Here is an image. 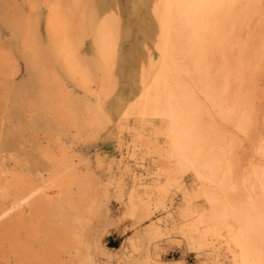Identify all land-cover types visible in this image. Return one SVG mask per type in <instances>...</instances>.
I'll return each instance as SVG.
<instances>
[{
	"label": "bare ground",
	"instance_id": "1",
	"mask_svg": "<svg viewBox=\"0 0 264 264\" xmlns=\"http://www.w3.org/2000/svg\"><path fill=\"white\" fill-rule=\"evenodd\" d=\"M165 239L264 264V0H0V264H191Z\"/></svg>",
	"mask_w": 264,
	"mask_h": 264
},
{
	"label": "rangeland",
	"instance_id": "2",
	"mask_svg": "<svg viewBox=\"0 0 264 264\" xmlns=\"http://www.w3.org/2000/svg\"><path fill=\"white\" fill-rule=\"evenodd\" d=\"M3 31H4V34L7 36L9 34V31L3 27ZM22 64H23V69H25V63L22 59ZM25 73L23 74V77L24 75H27V72L24 71ZM130 130V129H129ZM128 132V135L131 137V135L133 134L134 136H136V132H134L133 130H130ZM119 135V134H118ZM99 140V144L103 143L102 142V138H100V136L97 137ZM117 138V134H115L113 140L115 141ZM114 141L112 142V146L114 145ZM89 146L93 147L94 143L93 142H88ZM120 150V149H119ZM141 152V151H140ZM139 154H142L140 153ZM120 153V151H119ZM157 160V164L159 165L158 167L156 165H154L153 167L149 166L148 168L145 169V172L148 174V175H145V180L149 181V182H156L157 180H160V176H159V170L160 168H163L165 166V163L162 162V160L160 159V157L156 156L155 157ZM180 194V193H179ZM182 194V193H181ZM178 196V195H177ZM182 197L179 196L174 202H171L170 203V206L167 208V209H172V210H177V207L178 206H181L184 204V202L182 201L181 199ZM163 212H166V208H163L161 213ZM132 222V221H131ZM127 222L124 223V225H127L126 224ZM130 223V222H129ZM137 228H140L142 229V223H138L137 224V227L135 228V230ZM115 233L112 234V235H109V238L107 240V243L109 246H119L121 243H122V240L125 238L126 235H128L129 233H132L133 232V229H129L127 231H124V230H118V231H114ZM153 254H157L159 253V255L164 258V259H169V258H172V257H179L181 256L182 254L186 256L187 260L191 263V264H201L202 262H200L199 260L196 259V255L194 253H189V248L187 246V244L183 241H181V243H177V242H173L172 240H169V239H165V240H162V241H158L157 244L153 246ZM175 249H178V250H175ZM109 250L111 251L112 249L109 248ZM113 251V250H112Z\"/></svg>",
	"mask_w": 264,
	"mask_h": 264
},
{
	"label": "crops",
	"instance_id": "3",
	"mask_svg": "<svg viewBox=\"0 0 264 264\" xmlns=\"http://www.w3.org/2000/svg\"><path fill=\"white\" fill-rule=\"evenodd\" d=\"M175 250H178V249H175Z\"/></svg>",
	"mask_w": 264,
	"mask_h": 264
}]
</instances>
